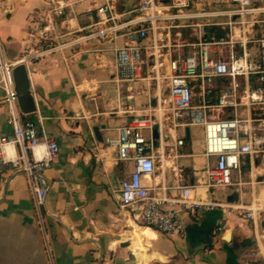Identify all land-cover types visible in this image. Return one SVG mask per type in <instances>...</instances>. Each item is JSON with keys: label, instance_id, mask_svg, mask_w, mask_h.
<instances>
[{"label": "crops", "instance_id": "crops-1", "mask_svg": "<svg viewBox=\"0 0 264 264\" xmlns=\"http://www.w3.org/2000/svg\"><path fill=\"white\" fill-rule=\"evenodd\" d=\"M123 1L128 4L122 9L118 0L110 2L118 24L141 15L143 0ZM130 2H136L135 8ZM104 4L105 0H0V40L9 61L56 48L29 63L37 111L24 115V120L37 123L40 114L61 150L46 172L49 193L43 207L54 263L264 264V179L256 175L261 168H253V182H244L242 177L240 187L208 188L205 171L215 159L206 156L205 138L200 146L192 134L194 127L189 128L188 139V128L185 132L157 120V147L160 142L173 146L180 139L185 144L178 151L180 158L165 163V171L159 169L144 184L158 192L161 186L167 187L170 198L178 196L180 181L199 186L196 198L213 206L196 217L183 211L182 235L144 227L139 208L122 207L121 184L130 177L134 164L120 161L117 150L106 140L117 138L118 130L135 115L127 112L129 108L137 115L155 111L160 116L156 111L159 104L169 101L168 58L177 51L188 53V45L200 35L198 38L197 23H193L189 25L191 39L185 45L180 39L177 44L164 29L159 34L164 40L159 45L164 48L156 53L149 46L150 36L130 39L132 28L121 31L115 40L112 36L85 40L105 27L97 12ZM60 5L62 14L57 12ZM214 23L205 26L207 39L226 33L224 27L212 26ZM177 35L181 38L182 32ZM133 42L144 48L143 79L120 81L116 47ZM11 126L0 89V133L12 135ZM6 173L8 183L0 199V264H50L26 174L11 167ZM251 205L261 207L255 221L244 219L239 211L241 206ZM228 232L231 241L226 239Z\"/></svg>", "mask_w": 264, "mask_h": 264}, {"label": "built area", "instance_id": "built-area-1", "mask_svg": "<svg viewBox=\"0 0 264 264\" xmlns=\"http://www.w3.org/2000/svg\"><path fill=\"white\" fill-rule=\"evenodd\" d=\"M110 2L105 0L97 11L100 24L105 27L85 36V40L109 36L115 40L121 31L131 28L128 35L132 41L135 36L146 40L150 36L149 29L156 32L158 21L229 17V22L212 25L224 27L225 35L207 39L206 25L197 24L200 38L188 45L189 52L170 54L167 78L169 101L164 100L159 104L156 111L160 116L155 111L137 115L135 110L129 108L127 112L135 115L118 130L117 138L106 140L110 147L117 150L120 161L134 164L130 177L121 184L122 207L139 208V219L144 227L166 235H182L185 229L181 213L186 211L196 217L202 209L213 204L196 198L199 186L186 185L182 181L178 186V196L172 198L167 196L165 186L159 188L161 192H158V188L145 186V179H153L159 169L165 171V163L181 157L178 151L185 144V140L180 139L173 146H163L160 142V148L157 147L153 137L157 120L170 122L185 132L191 127L204 128L205 154L215 159V163L205 171L208 188L226 190L243 184L244 164H252L255 157L264 154V37L251 39L246 28L243 29V36L238 37L233 19L264 14V8L252 7L251 0H230L236 8L228 12L217 9L207 13H190L187 12L190 0H143L140 11L147 12L144 13L146 15L118 24ZM63 8L60 5L57 12L62 14ZM172 9L175 12H163ZM149 11L158 15H149ZM147 23L151 24L150 28L145 27ZM241 23L245 24V21ZM251 44L256 48L255 52L251 50ZM151 47L155 53L164 48L156 39ZM171 48L172 45L167 47L169 51ZM55 50L50 47L34 55L9 61L0 40V89L4 92V102L13 128L12 135L0 133V199L8 183L6 168L24 171L42 226L50 264L55 263L43 220V207L49 193L46 172L59 158L61 150L46 130L40 114L37 123L24 120L17 98L14 69L21 64L29 69L30 61ZM116 56L120 81L143 79L145 59L142 46L133 42L116 47ZM146 130L149 131V139L144 135ZM239 211L244 219L255 221V214L261 211V207L241 206Z\"/></svg>", "mask_w": 264, "mask_h": 264}, {"label": "rangeland", "instance_id": "rangeland-1", "mask_svg": "<svg viewBox=\"0 0 264 264\" xmlns=\"http://www.w3.org/2000/svg\"><path fill=\"white\" fill-rule=\"evenodd\" d=\"M118 6L122 9V8H126L125 5L128 4L127 1H123V0H118ZM252 2V7L255 8H264V0H251ZM136 2H130L129 5L130 7L132 6L133 8ZM168 5V3H166ZM157 6L161 8V5L157 3ZM236 7H234L231 3L230 0H190V8L189 10L191 12H198V13H207V12H212L215 11L216 9L223 11V12H228L230 10L235 9ZM163 12L167 13H172L175 12L174 9L172 10H163ZM141 15H143L144 13L147 12H139ZM149 15H158L157 12H153V11H149L148 13ZM146 15V14H144ZM234 21H236V23L234 24V30L236 31V34L238 35V37L241 35L243 36V29L246 28L248 30V35L251 37V39H261L264 37V14H254V15H249L246 16L245 19H241L240 17H235L233 19ZM245 21V24H242L241 22ZM210 22H215V23H226L229 22V17L224 16V17H219L218 19L214 20V18H203V19H198V20H194V21H189V20H166V21H158L157 22V30L156 32H154L152 29H149V33H150V40H149V46L153 45L155 42V39H158L157 41L159 42H164V40H160L159 34L160 32H163L164 29L167 31V33L169 32L171 34V36H169L168 39H172L175 43L179 44L178 40L181 39V42L185 45V43H187V40H190V35L189 33L191 32L190 28L193 23H197V24H203L206 25ZM181 25V28H179ZM145 27L150 28L151 24L147 23L145 25ZM206 28V27H205ZM194 29H196L195 31H197V36L199 38L200 35V28L198 27H194ZM181 31L182 32V36L180 38V36L177 35V33ZM225 31V30H224ZM158 36V38H157ZM223 36V35H222ZM194 41V40H193ZM197 41V39L195 40ZM161 44V43H160ZM187 49V48H185ZM238 50L240 52V47L238 46ZM251 50L252 51H256V48L253 46V44H251ZM148 59H150V57L148 56ZM192 130V134L194 135L195 138H197L200 142V146L201 144L204 143V128L203 127H194L191 129ZM144 135L147 139H149V131H145ZM253 168L254 170L256 168H261L260 171H258L256 173L257 177H262L261 179H264V154H260L259 156L254 158V163H245L243 166V179L245 178L244 182H253L256 178L253 175ZM262 170V171H261ZM171 174H169V176L173 177V173L172 171H170ZM248 187V186H246ZM249 189H244V192L247 193L249 192ZM218 193H223L222 191H218ZM246 205H250V204H246Z\"/></svg>", "mask_w": 264, "mask_h": 264}, {"label": "water", "instance_id": "water-1", "mask_svg": "<svg viewBox=\"0 0 264 264\" xmlns=\"http://www.w3.org/2000/svg\"><path fill=\"white\" fill-rule=\"evenodd\" d=\"M14 79L17 92V98L21 112L24 115H30L37 111L36 101L31 90L29 72L26 65L21 64L14 69ZM154 144L159 139L158 130L153 133ZM187 138L190 139V129H187ZM226 239L231 241V232H228Z\"/></svg>", "mask_w": 264, "mask_h": 264}, {"label": "trees", "instance_id": "trees-1", "mask_svg": "<svg viewBox=\"0 0 264 264\" xmlns=\"http://www.w3.org/2000/svg\"><path fill=\"white\" fill-rule=\"evenodd\" d=\"M209 35V34H208Z\"/></svg>", "mask_w": 264, "mask_h": 264}]
</instances>
